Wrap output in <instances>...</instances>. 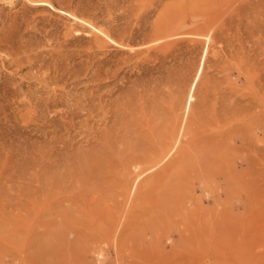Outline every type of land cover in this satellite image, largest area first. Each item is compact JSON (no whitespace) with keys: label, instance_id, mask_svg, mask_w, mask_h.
<instances>
[{"label":"rangeland","instance_id":"1","mask_svg":"<svg viewBox=\"0 0 264 264\" xmlns=\"http://www.w3.org/2000/svg\"><path fill=\"white\" fill-rule=\"evenodd\" d=\"M0 98V264H264V0H0Z\"/></svg>","mask_w":264,"mask_h":264},{"label":"bare ground","instance_id":"2","mask_svg":"<svg viewBox=\"0 0 264 264\" xmlns=\"http://www.w3.org/2000/svg\"><path fill=\"white\" fill-rule=\"evenodd\" d=\"M40 1V0H39ZM31 3V2H30ZM33 3V2H32ZM64 5V4H63ZM60 9H61V11H65L67 14H71V15H74V13H76V12H74V13H72L73 11V9L71 8V7H66V6H60L59 7ZM54 10V9H53ZM71 11V12H70ZM75 11V10H74ZM72 18H74V17H72ZM107 18V17H106ZM78 20V19H77ZM80 20V19H79ZM81 20H83V19H81ZM81 23H82V21H81ZM86 22H84V24H85ZM75 24V23H74ZM82 25V24H81ZM53 29V28H52ZM76 29V28H75ZM95 29V28H94ZM101 31V30H100ZM66 32V31H65ZM65 32H63V33H65ZM92 32V31H91ZM73 33H76V32H73ZM79 33V32H78ZM83 33V32H82ZM90 33V32H89ZM98 33V32H97ZM46 34V33H45ZM62 34V33H61ZM77 34V33H76ZM92 34V33H91ZM90 35V34H89ZM95 36V35H94ZM108 36V35H107ZM85 37V36H84ZM91 38V37H90ZM99 38V37H98ZM106 38V37H105ZM85 39V38H84ZM74 40V39H73ZM81 40V39H80ZM97 40V39H96ZM79 41V40H78ZM105 41V40H104ZM60 42V41H59ZM81 42V41H80ZM95 42V41H94ZM9 43V42H8ZM8 43H3L2 42V45H5V46H2V48H6V49H13L12 48V46H8V45H10V43L8 44ZM108 43H109V41H108ZM121 43V42H120ZM8 44V45H7ZM110 44V43H109ZM63 46V45H62ZM105 46V45H104ZM126 46V45H125ZM22 47V46H21ZM107 48V47H106ZM89 49V48H88ZM60 52V51H59ZM88 56V55H87ZM30 60H31V58H29ZM95 59V58H94ZM85 60H87V57H86V59ZM116 60V59H115ZM38 61V60H37ZM21 62H23V59L22 58H17V59H15L14 61H13V65H20L21 64ZM39 62H42L43 63V60L41 59V61H39ZM102 62V61H101ZM55 63V62H54ZM84 62H82V65H83V67H81V68H84V64H83ZM102 63H104V62H102ZM44 64H45V62H44ZM43 64V65H44ZM87 64V66H88V63H86ZM105 64V63H104ZM56 65V64H55ZM53 66V65H52ZM57 66V65H56ZM80 66V65H79ZM86 66V65H85ZM41 66H39V68H40ZM47 67V66H46ZM55 67V66H54ZM59 67H60V65H59ZM105 67V66H104ZM58 68V67H57ZM68 68V66L66 67V69ZM70 68V67H69ZM81 68H79V69H81ZM87 68V67H86ZM100 67H98V69H99ZM47 69V71L49 70V67L48 68H46ZM53 69V68H52ZM55 69V68H54ZM61 69V68H60ZM78 69V68H77ZM76 69V70H77ZM78 69V70H79ZM103 69V68H102ZM67 70H69L71 73H72V76L71 77H73V82H75V83H72L74 86H76V84H77V82H78V80H77V78L79 77L80 78V74L82 75L83 73H80L79 74V72H76V71H72V70H70V69H67ZM66 70V71H67ZM75 70V69H74ZM88 70H89V68H88ZM50 71V72H49ZM48 72L49 73H51V69L49 70ZM81 71V70H80ZM98 71H100V70H98ZM47 72V73H48ZM56 72H57V74H58V71L56 70ZM59 72H60V70H59ZM61 72H63V70L61 71ZM69 72V73H70ZM82 72H84L83 71V69H82ZM85 72H88L87 70L85 71ZM94 72V71H93ZM37 73H39V72H37ZM48 73V74H49ZM52 73H54V72H52ZM51 73V74H52ZM90 73V72H89ZM91 73H92V71H91ZM91 73H90V75H91ZM51 74H50V76H51ZM85 74V73H84ZM87 74V73H86ZM95 74V73H94ZM55 75V74H54ZM54 75H53V79H51V78H49V79H44V78H42V81H44V83L46 84H60V82H61V79H59L58 77L60 76H58V77H54ZM90 75H88V78H89V76ZM97 75V74H96ZM35 77L37 76V75H34ZM39 76L40 75H38V78H39ZM41 76H42V74H41ZM40 76V77H41ZM57 76V75H56ZM85 76V75H84ZM87 76V75H86ZM92 76V75H91ZM91 76H90V78H91ZM49 77V76H48ZM60 77H62V76H60ZM82 77V76H81ZM94 77H95V75H94ZM63 78V77H62ZM70 78V77H69ZM70 79H72V78H70ZM69 79V81H71ZM87 79V78H86ZM93 79V78H92ZM97 79V78H96ZM41 80V79H40ZM68 80V79H67ZM82 80H80V82H81ZM86 81V80H85ZM68 83V82H67ZM79 83V82H78ZM61 84H62V82H61ZM71 84V83H70ZM71 84V85H72ZM65 85V84H64ZM75 88V87H74ZM86 88V87H85ZM97 91V90H96ZM9 92V90H7L6 92H5V94L6 93H8ZM11 93V92H10ZM88 94V93H87ZM92 94V93H91ZM99 94V93H98ZM89 95V94H88ZM88 95H86V96H88ZM93 95V94H92ZM54 96V95H53ZM93 96H97V95H93ZM85 98V99H84ZM81 101H78L77 103H74V105L73 106H71V107H69L70 109L71 108H73V107H79L82 111H84V112H86V113H89L90 115L92 114V112H94V109H95V107H96V103H95V99H94V97H90L89 96V98H86V97H84ZM98 98V97H97ZM96 98V99H97ZM1 99V98H0ZM55 99V98H54ZM101 99V98H100ZM47 101H49V99H47ZM44 102V101H43ZM53 102V101H52ZM62 103V102H61ZM71 104H73L72 102H70ZM50 104V103H49ZM52 104V103H51ZM67 104V103H66ZM96 104V105H95ZM99 104V103H98ZM45 106H48V104L47 105H45ZM54 105H52L51 107H53ZM104 106H106V105H104ZM39 107V106H38ZM97 107H100V106H97ZM102 107V106H101ZM77 109V108H76ZM73 111V110H72ZM96 112V111H95ZM76 114V113H75ZM74 114V115H75ZM94 114V113H93ZM97 114V113H96ZM89 116V115H88ZM87 116V117H88ZM93 116H96V115H93ZM93 116H92V118H93ZM68 117V116H67ZM72 117H73V115H72ZM68 119V118H67ZM88 120V119H87ZM70 122V121H69ZM130 148H132V147H130ZM128 155H129V153H127ZM110 222H111V219H110ZM114 243V242H113ZM121 244V243H120ZM114 245V244H113ZM22 259H20V261H21Z\"/></svg>","mask_w":264,"mask_h":264}]
</instances>
